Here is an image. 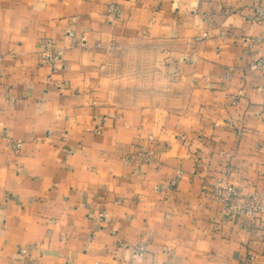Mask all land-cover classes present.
<instances>
[{
	"label": "crops",
	"instance_id": "obj_1",
	"mask_svg": "<svg viewBox=\"0 0 264 264\" xmlns=\"http://www.w3.org/2000/svg\"><path fill=\"white\" fill-rule=\"evenodd\" d=\"M255 6L0 0V264L19 246L37 264H264V216L255 233L210 193L226 177L264 196ZM45 37L55 68L40 59Z\"/></svg>",
	"mask_w": 264,
	"mask_h": 264
},
{
	"label": "built area",
	"instance_id": "obj_2",
	"mask_svg": "<svg viewBox=\"0 0 264 264\" xmlns=\"http://www.w3.org/2000/svg\"><path fill=\"white\" fill-rule=\"evenodd\" d=\"M107 14L113 18H118L122 14V7L116 2H108L106 7ZM264 18V8L261 6H255L252 12L251 20L260 21ZM203 35H206L204 33ZM259 38H255L251 41V45L257 44ZM40 59L42 62L49 64L52 68H55L60 64L61 56L55 47V42L50 37L41 39ZM251 67L257 70H264V55L259 56L252 60ZM98 125L104 123L101 116L96 118ZM152 139V136H149ZM15 147H20V143H16ZM260 148L262 146H259ZM151 151L140 150L137 152V156L142 159L143 162L148 160ZM133 156L125 158V162L128 164L131 162ZM172 188V184L168 185V189ZM210 193L213 198L219 202L223 217L226 220L234 219L240 222L242 226L249 228L251 231L257 233V226H251L253 222L257 225V221L264 216V196L260 192H251L249 194H241L238 188L230 182L226 177H217L212 182L210 187ZM107 217L105 209L98 213L97 219L104 221ZM135 253L141 256L144 252V246L142 243L134 245ZM252 255H248L244 259V263H248L252 260ZM37 257L33 250H30L26 246H19L15 257L12 259L11 264H37Z\"/></svg>",
	"mask_w": 264,
	"mask_h": 264
}]
</instances>
